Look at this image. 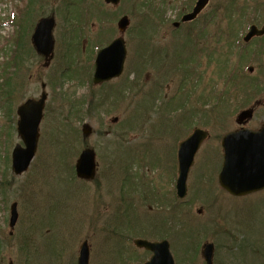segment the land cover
Here are the masks:
<instances>
[{
  "label": "rangeland",
  "instance_id": "1",
  "mask_svg": "<svg viewBox=\"0 0 264 264\" xmlns=\"http://www.w3.org/2000/svg\"><path fill=\"white\" fill-rule=\"evenodd\" d=\"M146 1L150 5L143 7L141 0H119L116 6L104 0H0V264L8 260L13 264H76L84 239L90 244L89 264H143L150 254L136 248L132 239L151 236L148 222L153 217L158 220L170 206L169 189L171 198L175 197L176 148L195 125L209 130L211 137L196 154L186 198L171 201L185 211L183 221L177 213L172 227L165 225L163 231L171 236L175 264H201L199 247L206 240L215 245L213 264H264V191L230 197L217 192L213 181L221 166L219 138L238 127L236 113L258 100L245 127L256 129L264 124L263 87L247 95V90L238 87L225 95L229 109L221 122L195 117L199 102L205 100V107H211L234 71L247 73L252 66L248 75L255 80L260 77L264 50L258 51L257 44L264 47V40L245 44L242 36L250 24H264V15L257 10L264 8V0H209L196 20L176 28L173 22L195 0ZM122 13L130 19L123 34L124 72L94 86L88 83L93 50L119 34L116 21ZM41 17L54 18V52L47 64L35 53L30 39ZM188 29L197 32L185 36ZM192 35L197 38L189 39ZM149 41L182 51L185 73L175 68L178 65H168L170 57L155 68L157 60H152ZM196 46L202 52L197 53ZM210 46L214 49L207 54ZM41 83L47 101L37 150L27 171L14 175L10 154L21 143L16 108L27 98H38ZM182 105L194 106L191 112L196 114L189 112L186 119L188 108ZM113 117H117L115 122L110 120ZM83 124L91 128L86 137ZM85 145L96 152V182H80L70 174ZM201 170L208 171L210 188L214 183L211 195L218 193L220 204L216 205L221 209L203 205L207 195L202 190L208 186L204 179L197 184ZM123 178L127 179L124 184ZM13 201L19 217L9 233ZM198 207L203 208L201 214L196 213ZM174 210L178 212L171 208L169 216ZM196 228L202 230L197 233ZM156 233L160 235H152L155 239L163 234ZM231 234L238 239L232 245Z\"/></svg>",
  "mask_w": 264,
  "mask_h": 264
},
{
  "label": "water",
  "instance_id": "2",
  "mask_svg": "<svg viewBox=\"0 0 264 264\" xmlns=\"http://www.w3.org/2000/svg\"><path fill=\"white\" fill-rule=\"evenodd\" d=\"M116 4L118 0H105ZM208 0H197L190 13L182 16V21H190L205 7ZM127 17L118 21V28L123 31L128 25ZM176 25V24H175ZM53 19H41L34 30L32 41L39 53L50 55L52 51L51 29ZM264 28L258 30L251 26L244 40L248 41L254 35H261ZM125 46L122 38L114 39L108 46L100 49L95 60V73L93 82L117 77L123 69L125 59ZM251 70V69H250ZM46 94L42 93L39 100L28 99L17 108L19 120L17 132L22 138L25 147L16 145L12 152V170L15 174L25 171L33 158L37 146L38 125L42 117V109ZM252 116V110H242L236 118L238 123L245 122ZM90 130L85 127L83 133ZM207 136V132L194 129L193 132L180 143L178 148V178L176 182L177 195L183 197L186 193V178L193 157L200 143ZM224 160L222 169L218 175L220 185L230 194L244 195L264 188V127L258 131L240 129L225 134L222 140ZM76 175L84 179H92L95 173V159L93 150L84 149L75 164ZM18 217L16 203L11 205L9 226L13 227ZM134 244L152 252L151 257L144 264H174L169 251V244L161 242H149L143 239H135ZM205 264H212L213 244L205 243L201 251ZM89 246L86 240L79 248L77 264H88ZM9 264H12L11 262Z\"/></svg>",
  "mask_w": 264,
  "mask_h": 264
},
{
  "label": "trees",
  "instance_id": "3",
  "mask_svg": "<svg viewBox=\"0 0 264 264\" xmlns=\"http://www.w3.org/2000/svg\"><path fill=\"white\" fill-rule=\"evenodd\" d=\"M231 80H232V83H233V86H235V80L232 78V75H231ZM218 100L221 102V103H226V98L224 96H219L218 97Z\"/></svg>",
  "mask_w": 264,
  "mask_h": 264
}]
</instances>
